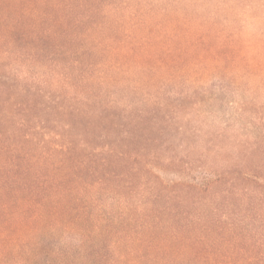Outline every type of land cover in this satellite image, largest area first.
I'll return each mask as SVG.
<instances>
[{"label":"rangeland","instance_id":"374dc122","mask_svg":"<svg viewBox=\"0 0 264 264\" xmlns=\"http://www.w3.org/2000/svg\"><path fill=\"white\" fill-rule=\"evenodd\" d=\"M9 79L55 99L64 124L41 119L71 146L30 178L75 188L56 195L65 227L28 237L38 264H264V0H0ZM0 96L2 147L19 116ZM5 217L0 264H16Z\"/></svg>","mask_w":264,"mask_h":264},{"label":"trees","instance_id":"16d2710c","mask_svg":"<svg viewBox=\"0 0 264 264\" xmlns=\"http://www.w3.org/2000/svg\"><path fill=\"white\" fill-rule=\"evenodd\" d=\"M35 87V86H34ZM4 93V103L14 101L16 104V114L19 116L17 125H15V136L12 141L6 140L0 147V158L5 159L4 165H15L20 173L17 172L16 187L2 186L0 187V211L6 216L4 221L1 222V233L3 234V243L9 245L10 248L18 254V261L16 264H38L40 258L39 253L34 252V248L30 245L28 237L33 232L39 230L40 224H47L50 229L56 227H65L64 223L59 219L61 212L56 207L57 193L59 191L60 197L70 192L72 193L74 187H33L30 181L42 178L51 180L53 169L54 153L62 156L59 160L60 163L64 164L67 151L71 147L70 145L61 144L58 137L61 136V132L57 131H46L48 119L42 117H50L51 120L56 123L59 127L64 123H60L61 119L57 117L60 112L53 111L51 95L43 92L40 88L31 89L21 82L16 80H10L8 82H0V95ZM3 97V96H2ZM1 98V96H0ZM14 99V100H13ZM16 100V102H15ZM3 110V108L1 107ZM0 109V110H1ZM4 119V116L0 117ZM33 124V125H32ZM31 125V126H30ZM67 129L73 128V125H67ZM66 127V126H65ZM93 127L97 128V125L86 123L84 129L86 131H93ZM72 131V130H71ZM8 136V135H7ZM52 137V138H51ZM79 137V135H78ZM80 138V137H79ZM88 141L94 143L93 136ZM85 142L87 139L84 140ZM73 141L70 140L69 144ZM83 142V141H82ZM89 143V144H90ZM83 144H87L84 143ZM69 146V148H68ZM94 147L93 145H90ZM38 150H41L38 155ZM10 152H16L17 156L14 159L7 156ZM7 157V158H4ZM43 159V161H42ZM43 162L42 165L37 164ZM56 164V163H55ZM73 168L77 169L74 171L72 181H83L85 177H81L79 172L87 173L90 172L91 166L87 163H80V166L73 165ZM37 174L34 175V172ZM86 171V172H85ZM92 173V171L90 172ZM35 179H30L32 177ZM7 178V176L5 175ZM16 180V179H14ZM81 187L76 195V202H81V196H83V189ZM58 201V202H57ZM53 220V222H52ZM3 222H5L4 225ZM76 223V222H74ZM11 229L12 232L8 230ZM24 253H28L30 256L34 255V261L32 263L27 257L24 258ZM57 255L61 258L60 263L49 261L48 264H67V255L61 250L56 251ZM30 261V263H29Z\"/></svg>","mask_w":264,"mask_h":264}]
</instances>
